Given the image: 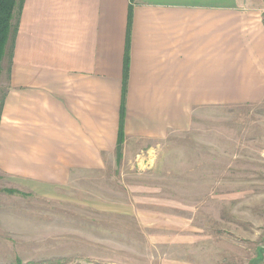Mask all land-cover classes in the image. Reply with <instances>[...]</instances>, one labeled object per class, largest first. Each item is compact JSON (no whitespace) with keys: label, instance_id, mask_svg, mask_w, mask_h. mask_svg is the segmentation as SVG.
Wrapping results in <instances>:
<instances>
[{"label":"crops","instance_id":"1","mask_svg":"<svg viewBox=\"0 0 264 264\" xmlns=\"http://www.w3.org/2000/svg\"><path fill=\"white\" fill-rule=\"evenodd\" d=\"M264 0H24L0 74V174L41 195L264 101ZM23 183L24 186H21Z\"/></svg>","mask_w":264,"mask_h":264},{"label":"rangeland","instance_id":"2","mask_svg":"<svg viewBox=\"0 0 264 264\" xmlns=\"http://www.w3.org/2000/svg\"><path fill=\"white\" fill-rule=\"evenodd\" d=\"M13 182L0 264H264V101L197 110L41 195Z\"/></svg>","mask_w":264,"mask_h":264},{"label":"trees","instance_id":"3","mask_svg":"<svg viewBox=\"0 0 264 264\" xmlns=\"http://www.w3.org/2000/svg\"><path fill=\"white\" fill-rule=\"evenodd\" d=\"M24 0H0V74L2 64L5 63L9 46L14 41L18 20L22 11ZM3 100V99H2ZM2 100L0 101V111ZM123 107L120 114V127L115 153L118 154L123 145L122 133Z\"/></svg>","mask_w":264,"mask_h":264}]
</instances>
